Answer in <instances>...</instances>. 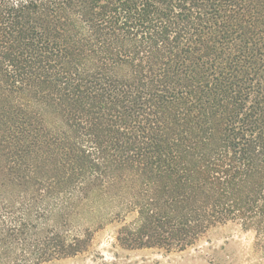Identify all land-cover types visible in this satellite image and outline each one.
<instances>
[{"label": "trees", "instance_id": "obj_1", "mask_svg": "<svg viewBox=\"0 0 264 264\" xmlns=\"http://www.w3.org/2000/svg\"><path fill=\"white\" fill-rule=\"evenodd\" d=\"M121 183L124 243L264 242V0H0V264L86 251L59 220Z\"/></svg>", "mask_w": 264, "mask_h": 264}, {"label": "rangeland", "instance_id": "obj_2", "mask_svg": "<svg viewBox=\"0 0 264 264\" xmlns=\"http://www.w3.org/2000/svg\"><path fill=\"white\" fill-rule=\"evenodd\" d=\"M139 188L140 185L121 183L115 195L104 191L102 196L89 199L88 212L72 210L60 219L64 230L72 234L89 230L88 248L75 256L43 264H264V242L254 230L238 222L211 229L181 252L167 250L154 241L145 246V241L134 245L122 242L141 225L137 209L130 205L137 202ZM95 201L105 202L101 212Z\"/></svg>", "mask_w": 264, "mask_h": 264}]
</instances>
